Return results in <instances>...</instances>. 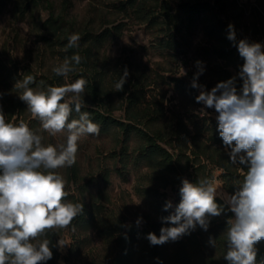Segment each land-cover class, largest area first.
<instances>
[{"label":"trees","instance_id":"obj_1","mask_svg":"<svg viewBox=\"0 0 264 264\" xmlns=\"http://www.w3.org/2000/svg\"><path fill=\"white\" fill-rule=\"evenodd\" d=\"M74 1L63 0L57 10L51 0H0V14L11 7V17L15 22L31 21L37 40L46 46L57 63L75 53L81 55V64L76 65V70L69 76L75 79L83 76L88 80L86 104L82 111L90 112L93 122L101 126L100 134L112 129L122 133L119 155L124 162L122 170L126 169L130 158L128 143L137 139L134 164L145 167L143 178L149 183L148 187L139 186L138 193L151 200L152 209L145 216V225L141 226L121 220H106L101 216L105 211L103 206L94 203L90 208L83 203L84 212L74 220L75 223L94 229L100 238L115 247L117 255L111 264H228L223 257L227 250V221L234 215L231 212L211 218L208 231L197 227L177 242L151 246L146 239L150 232L159 236L162 227L174 226L164 224L161 217L172 214L179 204L183 178L196 182L199 177H211L217 169L222 172L220 181L229 194H233L242 181L243 175L237 168L242 166L231 164L228 150L217 130L218 122H193L180 116L171 119L166 114L163 101L151 95L161 77L151 76L147 67L138 65L133 59L111 62L103 57L102 49L122 36L127 24H117L119 15L156 32L158 37L160 35L159 46L175 57L186 55L193 38L202 33L207 45L198 48L199 57L210 65L214 63L212 71L217 83L227 81L233 77L229 68H233L237 75L239 66L244 63L237 47L227 39L228 25L233 24L236 30V23L244 16L238 0H108L110 10L93 14L82 24L71 17ZM254 11L261 16L259 11ZM42 12L48 13L45 20ZM73 33L81 36L79 48L66 49L68 38ZM124 68L130 75L124 90L116 92L114 85ZM21 73L4 48L0 53V92L4 93L1 102L9 121L23 115L27 108L18 96L22 90L14 89ZM24 74L36 78V84L31 87H36L40 81H44V86H58L64 82V77L54 73L51 78L39 77L32 71ZM171 81L175 83V89L192 96L195 89L191 84L187 86L182 79L173 78ZM241 86L242 81L238 79L237 87ZM119 111L124 113L123 120L114 117V113ZM72 118H78V114L73 112ZM71 174L75 180L78 179L75 167ZM107 178L105 174L106 181ZM168 189L173 192V208L165 211L164 206L169 201ZM217 202L224 203L220 198ZM209 237L217 239L216 248L208 245ZM49 240L52 242V264H56L60 254L53 236H49ZM258 247L257 264H260L264 261V241Z\"/></svg>","mask_w":264,"mask_h":264},{"label":"clouds","instance_id":"obj_2","mask_svg":"<svg viewBox=\"0 0 264 264\" xmlns=\"http://www.w3.org/2000/svg\"><path fill=\"white\" fill-rule=\"evenodd\" d=\"M80 39L79 33L71 34L66 49L79 48ZM227 39L244 61L238 74L208 91L199 83L204 63L196 61L199 70L191 87L199 89L195 101L204 106L198 114L208 115L206 109L217 113L219 136L231 164L242 166L237 168L243 179L229 194L218 191L215 174L199 177L196 182L183 178L179 204L172 214L161 217L164 224L174 226L162 227L159 236L150 232L146 239L151 246L177 242L197 227L208 231L211 218L227 211L234 215L227 221L224 260L228 264H257L258 244L264 241V44L247 38L237 41L233 24L228 25ZM82 59L75 53L53 66L52 72L67 81ZM20 75L14 89L22 90L19 99L27 105L32 119L39 121L40 129L33 130L23 118L9 121L0 102V264H47L53 258L48 233L69 228L75 232L73 221L84 212L83 203L68 199V182L58 170L76 164L79 141L89 135L99 136L101 126L93 122L90 112L82 111L88 85L83 76L58 86H44L40 81L31 87L36 78ZM129 75L124 68L114 85L116 92L124 90ZM238 79L242 81L239 88ZM3 95L0 92V101ZM73 112L78 118H72ZM42 133L51 137L63 133L66 139L45 143ZM217 197L224 203H218ZM172 208V202H166L164 210ZM142 220L138 218L137 225ZM207 243L217 247L215 237H209ZM65 245L60 237L57 246Z\"/></svg>","mask_w":264,"mask_h":264},{"label":"rangeland","instance_id":"obj_3","mask_svg":"<svg viewBox=\"0 0 264 264\" xmlns=\"http://www.w3.org/2000/svg\"><path fill=\"white\" fill-rule=\"evenodd\" d=\"M58 10L63 0H51ZM108 0H75L71 10V17L79 24H82L91 15L104 12L109 9ZM238 4L243 9V19L236 23V31L240 39L247 38L249 41L264 44V0H238ZM254 10L260 12L261 16ZM11 7H7L0 14V53L6 48L9 55L14 59L22 73L32 71L34 75L52 77V67L58 64L52 59L49 50L37 38L31 21L15 22L11 17ZM43 20L48 17L47 12H42ZM105 16V15H104ZM111 21V18L109 19ZM119 22L126 23L122 36L109 42L103 49L102 55L111 62H122L126 59H133L142 67H147L151 76H160L158 87L151 93L157 96L159 101H163L166 114L171 119L183 117L193 122L206 120L207 123L216 120L217 113L214 109H206L208 115L201 116L199 110L204 106L195 101V95H199V89L192 91V96L175 89V83L171 80L182 79L187 86L191 84L195 73L199 70L196 61H202L205 71L199 77V83L210 91L217 82L213 73L214 63L211 65L203 61L197 50L206 46L203 34H197L192 42V46L186 55L175 57L172 52L163 50L159 46V37L156 32L144 25H137L123 15H119ZM184 71L186 75H184ZM232 76H236L233 68H229ZM163 78V79H162ZM76 79L68 76L64 83L74 82ZM86 98V94H84ZM1 102V101H0ZM117 119H124V113L119 111L114 113ZM23 118L29 123L33 130L40 129L38 120H34L31 114L26 111L21 116H15V120ZM45 143L64 142L65 134H58L51 137L47 133H42ZM122 133L116 129L110 130L106 134L99 136L89 135L79 141V150L76 164L70 168H62L58 171L67 180L66 190L69 193L68 199L75 202L81 201L91 208L94 203L105 208L101 216L106 220H121L127 224H137L138 218H143L141 226L145 225L146 217L152 212L151 200L138 193L139 186H149L144 180L146 169L144 166L134 164L137 148V139H132L128 143V153L125 170H122L123 161L120 160ZM75 167L79 173L78 179H74L71 174ZM123 171V174L120 173ZM107 174V181L105 180ZM216 184L218 191L227 193L220 181L221 171L215 169ZM169 201L173 204V192L167 190ZM220 198V197H217ZM76 231L71 228L58 232H49L47 237L53 236L56 241L63 238L68 245L58 248L60 257L56 264H111L117 255V250L111 244L100 238L94 229H86L77 225L73 221ZM52 264V260L47 261Z\"/></svg>","mask_w":264,"mask_h":264}]
</instances>
